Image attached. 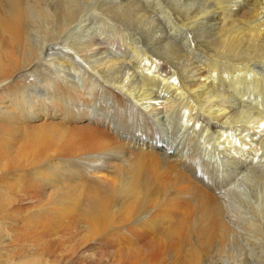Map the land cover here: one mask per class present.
I'll list each match as a JSON object with an SVG mask.
<instances>
[{"label":"bare ground","instance_id":"bare-ground-1","mask_svg":"<svg viewBox=\"0 0 264 264\" xmlns=\"http://www.w3.org/2000/svg\"><path fill=\"white\" fill-rule=\"evenodd\" d=\"M119 1L0 0V264H264V0L172 5L175 34L208 20L180 70L170 31L138 46L160 2ZM203 148L251 165L256 208Z\"/></svg>","mask_w":264,"mask_h":264},{"label":"rangeland","instance_id":"rangeland-1","mask_svg":"<svg viewBox=\"0 0 264 264\" xmlns=\"http://www.w3.org/2000/svg\"><path fill=\"white\" fill-rule=\"evenodd\" d=\"M102 1L103 2L105 1L106 3H111L110 0H102ZM121 1L122 0H120L119 2H121ZM128 1H131V0H128ZM157 1L160 2L159 6L156 5L158 3ZM186 1H184V0H149V1L144 0L143 1L142 0V2H145L146 5L153 4V2H154L155 6L159 7V9H160L159 16L161 18H160V20L155 22L154 26L151 23V21H152L151 18H150V20H148L149 27H152V29H153V30L151 29L152 30V32H151L152 38H150V37L146 38L147 37L146 34L142 35L143 37L139 40L140 43L138 44V46L143 47L144 50H146V51L154 50V49H156V46L159 43L160 35L163 36L165 31H167V32L170 31L169 34L174 39V40L172 39L173 42L174 41L176 43H182L183 42L185 49L190 53L188 60L183 58L179 62L174 63L175 65H177L179 70L182 69L184 66L193 64L194 62L196 63V61L199 63H203L206 61V57H205L204 53L197 46L198 43L200 41H203L204 39L201 37L198 38L197 33H196L197 31L195 29L199 28L200 30L202 29L201 31H204L206 29L207 25L205 27L204 26L201 27L199 25H202L203 23L208 24L207 19H204L205 22H202V20L199 19L198 20L199 22L197 21L198 23H196L195 25L192 24V27L194 26V31H190V32L188 31L187 32L184 30H181V31L179 30V32H176V34H175V30L178 29L177 27L179 26V24H178V21L176 19V16L173 13V10L170 7H172V5L173 6L182 5ZM164 5H167V6H164ZM246 11L247 10L245 8L238 9L237 11H235L236 15L234 16V18L242 19L243 15H245ZM237 16H239V17H237ZM111 25H115V23H112ZM195 26H196V28H195ZM153 27H155V28H153ZM113 28L114 27H111L108 25L103 26L102 29L108 30L106 33L101 32L100 36H102L103 42H106L110 36H114V34H117V33H114L116 31V28H114V29ZM76 36H78V35H76ZM154 36H155V38H154ZM133 39H136V38L133 37ZM117 41L118 40H116L115 42H117ZM146 41L148 43H146ZM133 42H134V40H132L130 38L128 40H126V37H125V43H133ZM104 46H105V44H104ZM118 47L123 48V46H121V45H118ZM113 48L115 49L114 51H116L117 46H115ZM128 48H130V46ZM115 54L118 55L119 57H120V55L122 56V54H120V52H118V51L115 52ZM164 64L162 65L163 68L165 67ZM251 67H254V65ZM259 69L260 68H254V70H256V71H258ZM263 71H264V69H262V70L260 69V71H258V72H260L261 74L264 75ZM141 78H144V81H145L146 76L142 74ZM170 114L171 113H169L168 117H165V119H164L163 123H164V127H166L165 129H167V131L171 130V132H173L174 134H175V132H176V134L180 133L179 131L183 132V125H182L183 120H181L182 116L179 114V112H176V111H175V113L173 112L171 115ZM156 124L158 127L161 126L159 121ZM203 152H204L205 158H208L209 161L211 160L212 167L215 170L214 172H215V175L217 177V181L220 182L221 185H223L225 187L224 190H227V194L231 198V200L229 201V207L234 206V207L240 208L242 206V203L245 202L246 199H250L252 206L256 208V206H258V204L255 200L252 199V192L258 190L257 187H255L256 179H253V176L250 174L251 172L250 173L248 172L249 169L246 170L251 165L248 167H242L240 165L236 166L235 165L236 161L234 159H229V158L225 157V155L223 153L216 155V151L214 148L211 150H207V152H206V149L203 148ZM257 158L259 160L256 159L255 162L251 160L252 165L256 166L257 168L262 170L264 168V166H262L261 164L264 165V160H263L264 158L262 159L261 156L260 157L258 156ZM261 159H262V162H260L261 163L260 164L259 161H261ZM258 163H259V165H258ZM237 167H239V168H237ZM230 188H231V190H230Z\"/></svg>","mask_w":264,"mask_h":264}]
</instances>
